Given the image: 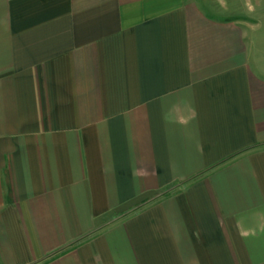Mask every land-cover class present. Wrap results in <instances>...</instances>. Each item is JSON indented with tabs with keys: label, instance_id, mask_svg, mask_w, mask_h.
Instances as JSON below:
<instances>
[{
	"label": "crops",
	"instance_id": "1",
	"mask_svg": "<svg viewBox=\"0 0 264 264\" xmlns=\"http://www.w3.org/2000/svg\"><path fill=\"white\" fill-rule=\"evenodd\" d=\"M0 264H264V0H0Z\"/></svg>",
	"mask_w": 264,
	"mask_h": 264
}]
</instances>
